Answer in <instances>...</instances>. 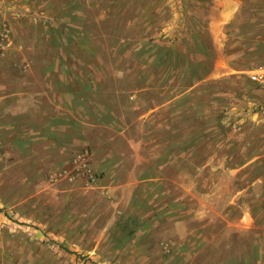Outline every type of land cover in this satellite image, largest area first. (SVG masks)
Listing matches in <instances>:
<instances>
[{
	"label": "rangeland",
	"instance_id": "374dc122",
	"mask_svg": "<svg viewBox=\"0 0 264 264\" xmlns=\"http://www.w3.org/2000/svg\"><path fill=\"white\" fill-rule=\"evenodd\" d=\"M229 3L0 0V85L80 93L0 115V264H264V0ZM204 39L254 69L154 110Z\"/></svg>",
	"mask_w": 264,
	"mask_h": 264
},
{
	"label": "crops",
	"instance_id": "0c3cea01",
	"mask_svg": "<svg viewBox=\"0 0 264 264\" xmlns=\"http://www.w3.org/2000/svg\"><path fill=\"white\" fill-rule=\"evenodd\" d=\"M223 2H224L223 10L224 11L228 10L226 14H228L229 11H231V9L233 10L235 9V7H232L230 3L226 4V0H223ZM201 44L203 48L201 49L202 50L200 56L201 58L198 59V62L196 63V65L200 64L201 66L199 69L193 71L192 73L193 79L191 80V83L190 84L188 83L187 87L185 85L184 90L179 92H176L175 89H172L170 87L168 99L163 102L159 101L157 105L152 106L154 110L157 111L158 109L163 107L162 105L166 104L167 102L171 103L174 101H179L181 97L189 95V93L188 92L185 93V91L188 89L189 86H191V84L193 85L199 82V84L202 85L201 87L210 88V89H213L214 86L216 85H221L222 87L225 83H232L233 81L236 83L237 81H239V77L242 76L241 73L242 70L249 71L251 69H254V68H250V63L249 65H247L245 62L240 63L239 61L240 65H245L239 67L235 64L237 62H232V64L231 63L229 65L226 64L227 68L223 67L217 73L218 77H224V78L217 79V77L213 76L211 79H209L208 77L212 75L214 71V66H213L214 55L212 51L214 41L211 39H204L201 41ZM237 50H238L237 48H233L231 52L227 51V54L231 55L232 53H235V51ZM262 51L264 52V49L260 51L261 53L259 56H263ZM254 54H257V51H255L251 55ZM262 62H264V59L263 61H260L261 64ZM252 71L259 73L254 75H263L264 67H260ZM30 73L31 70H29L27 75L24 73L23 76L26 75L27 79L22 81L21 83L16 82L15 87H11L5 83H1L0 115L2 116L30 115V116L48 118L49 117L48 104L46 105L45 102L49 100V96L51 92H53L52 95L55 96V98L59 97L63 101L65 99L64 93L71 92L74 95V97L77 99V101L80 102V93L77 94L76 89L73 90L72 85L69 87V90H64L66 86H64L63 80L60 79L59 77L58 79H56L55 88L54 89L50 88V85L46 81L48 80V75H49V69L47 67H41L38 73L36 70L33 72L34 74L33 73L30 74ZM36 75L40 77L39 78L40 83L33 84L32 82H30L28 83L29 85H27L26 82L32 81ZM111 115L112 113L110 112V116Z\"/></svg>",
	"mask_w": 264,
	"mask_h": 264
},
{
	"label": "built area",
	"instance_id": "2783aa9c",
	"mask_svg": "<svg viewBox=\"0 0 264 264\" xmlns=\"http://www.w3.org/2000/svg\"><path fill=\"white\" fill-rule=\"evenodd\" d=\"M252 78L255 79V80L264 81V74L263 75H252Z\"/></svg>",
	"mask_w": 264,
	"mask_h": 264
},
{
	"label": "trees",
	"instance_id": "16d2710c",
	"mask_svg": "<svg viewBox=\"0 0 264 264\" xmlns=\"http://www.w3.org/2000/svg\"><path fill=\"white\" fill-rule=\"evenodd\" d=\"M71 252H72V251H71ZM72 253H74V252H72ZM74 254L79 255L77 252H75Z\"/></svg>",
	"mask_w": 264,
	"mask_h": 264
}]
</instances>
